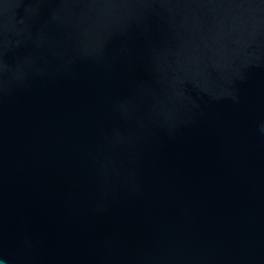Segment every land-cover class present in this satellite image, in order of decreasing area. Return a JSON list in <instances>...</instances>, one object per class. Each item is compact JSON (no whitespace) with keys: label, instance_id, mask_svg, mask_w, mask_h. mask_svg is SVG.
I'll return each mask as SVG.
<instances>
[{"label":"water","instance_id":"1","mask_svg":"<svg viewBox=\"0 0 264 264\" xmlns=\"http://www.w3.org/2000/svg\"><path fill=\"white\" fill-rule=\"evenodd\" d=\"M264 0H0L2 264H264Z\"/></svg>","mask_w":264,"mask_h":264},{"label":"clouds","instance_id":"2","mask_svg":"<svg viewBox=\"0 0 264 264\" xmlns=\"http://www.w3.org/2000/svg\"><path fill=\"white\" fill-rule=\"evenodd\" d=\"M261 130L264 131V126L261 127ZM0 264H2V262H0Z\"/></svg>","mask_w":264,"mask_h":264}]
</instances>
